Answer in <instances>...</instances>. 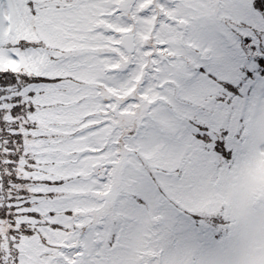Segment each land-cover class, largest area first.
Returning <instances> with one entry per match:
<instances>
[{"label": "snow or ice", "instance_id": "obj_1", "mask_svg": "<svg viewBox=\"0 0 264 264\" xmlns=\"http://www.w3.org/2000/svg\"><path fill=\"white\" fill-rule=\"evenodd\" d=\"M0 264H264V0H0Z\"/></svg>", "mask_w": 264, "mask_h": 264}]
</instances>
